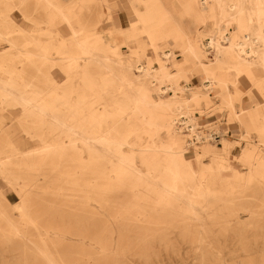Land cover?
<instances>
[{"label":"bare ground","instance_id":"6f19581e","mask_svg":"<svg viewBox=\"0 0 264 264\" xmlns=\"http://www.w3.org/2000/svg\"><path fill=\"white\" fill-rule=\"evenodd\" d=\"M15 1L20 4L16 5ZM110 2L112 0H0V74L6 75L5 79L0 78V123L2 128L6 126L3 124L5 112L12 107L18 108L20 114L12 123L14 129L20 130L19 123L41 125L22 128L29 138L39 141L38 149L26 152L5 134V128L1 131L5 140L0 142V177L16 192L21 203L13 208L19 211V219L15 220L10 204L5 203L0 194V242L7 252L12 250V244L17 245L13 251L32 252L31 256H23L21 264H34L35 260L42 264H76L68 254L71 251L64 244L66 239L69 235H91L84 228L77 232L76 224L68 231L52 223L43 225L38 220L37 209L33 207L37 201L32 196L38 188L39 177L43 176V180L50 177L42 174L46 166L54 165L53 169L59 172L55 179L65 182L69 186L65 188L68 196L84 205L79 210L87 212L93 202L101 206V213L89 214L93 218L125 220L126 213L136 212L139 218L156 220L151 224L155 227H195L189 223L160 222L170 217L173 221H196L202 228L201 220L223 216L211 207L213 203L232 201L222 196L242 193L255 184L264 186V157L256 147H241L239 159L247 167L244 172L228 164L229 154L238 151L227 140L221 153H211L206 162L202 151H193L188 156L189 152L179 144L175 122L181 99L176 95L165 98L159 93L164 83L171 85L168 86L171 91L187 92L189 89L180 87L178 80L188 79L197 65L205 80L202 94L194 91L189 97L194 101L211 98L216 93L225 94L229 82L246 81L247 77L238 75L248 74L254 80L256 88L253 90L261 105L251 111L234 112L232 116L239 117L245 126L264 129V0H183L182 13H194L195 17L197 14L202 23L211 18L217 20L211 27L207 25L204 31L193 34L183 33L178 24L172 27L164 20V13L169 11L165 0H148L151 5L146 17L141 18L149 24L157 23L149 29L143 28L141 34L149 36L151 48L157 55L156 69L149 59L137 60L140 54L136 50L128 47L129 53H122L121 48L126 45L117 44L110 36L94 34L76 38L75 25L85 29V12L100 10L99 22H103L104 17L108 21L113 19ZM104 6L107 12L102 9ZM15 9L24 13L33 27L44 26V33L22 40L18 35L26 34L20 27L1 30L2 26L9 28L13 23L9 15ZM56 20L69 31L63 42L65 47L53 55L51 29ZM230 25L236 30L230 38L223 34L218 40L216 33L213 35L210 31V28L225 30ZM32 33L28 31L27 35ZM168 38L178 43L184 56L183 61L176 62L174 76L167 68L172 53L158 52V43ZM201 39L207 40L208 48L214 49V59L209 60ZM30 44L32 46H28ZM245 45L252 47L253 60L244 56L241 49ZM249 53L247 50L246 55ZM55 65L61 66L66 77L63 83L52 74ZM188 65L191 71H185ZM230 69L235 74H230ZM154 82L162 84L160 91L154 88ZM240 94L238 86L236 95ZM222 99L224 105L232 107L230 93ZM137 158L144 167L137 165ZM61 163L63 165L59 166ZM119 190L127 191L131 199L116 208L119 200L113 194ZM111 210L116 211L114 215L110 214ZM250 214L249 218L254 217L251 210ZM28 227L33 232H28ZM158 233L153 231L152 234ZM94 241L101 246L98 253H88L83 258H96L97 264L123 263L121 256L107 254L111 246L108 247L104 239ZM203 242V239L197 240V243ZM123 245L130 246V243L124 241ZM200 250L203 252L204 246L201 245ZM30 260L34 261L30 263Z\"/></svg>","mask_w":264,"mask_h":264},{"label":"rangeland","instance_id":"374dc122","mask_svg":"<svg viewBox=\"0 0 264 264\" xmlns=\"http://www.w3.org/2000/svg\"><path fill=\"white\" fill-rule=\"evenodd\" d=\"M182 1L183 0H165L164 4L166 9H169L170 12L167 11L164 13V20L167 23L170 22L172 27L178 24L183 33L193 34L194 32L204 31L205 26L207 27V25H210L211 27L212 23L217 21L211 18L207 20V23H202L199 21L201 19H199L197 14L195 17L194 13H182ZM15 4L19 5L20 2L15 1ZM109 5L113 19L108 21L106 17H104L105 19L103 22H99L98 14L101 13L100 10L95 9V12L91 13L85 12V29L81 30L76 24L74 28L75 31H78L76 38L82 39L87 36H94V34L110 36L117 42V44L126 45L122 46V53L128 54V47L132 50H136L140 54L137 60L146 61L149 59L152 62V68L156 69L158 66L154 63V60L157 59V55L151 48L149 36L147 34H141L143 28L149 29L157 23L154 21L149 24L143 22L145 19L141 18L144 17V15L146 17V12L151 3H149L148 0H112ZM102 9L106 12L108 11L105 6ZM171 9H174L175 11L172 12ZM95 13L97 14V17ZM9 16L13 19L14 24L12 23L9 28L8 26H2L1 30H16L20 27L22 28L23 34H26V36L18 35L22 40H24L23 37H32V39H34L44 33V26L33 27L30 24L31 22L25 19V14L20 10L15 9ZM119 19L120 23L118 21ZM63 27V23L57 20L52 26L51 40L53 49L51 54L53 55L65 47L63 42L67 39L66 35L69 30ZM28 31H32L33 33L27 35ZM62 31L65 36L61 35ZM210 31H212L213 35L215 32L218 40H221L223 34L225 37L230 38L236 30L234 25H230L228 27L226 26L225 30L222 29L221 31H218L216 28L215 31L213 28H210ZM219 32L221 34H219ZM207 43L208 41L204 39H201L200 41V44L205 48L208 54L209 60H211L214 59L215 52L214 49L208 48ZM223 44L227 47L229 45L225 41ZM28 46L32 45L30 44ZM178 46V43L171 38H168V40H162L158 43V52L163 53L164 51H167L168 53H172V60L167 63V68L169 73L173 76L177 71V68L175 67L176 62H181L184 59ZM239 49V46L236 47L237 51ZM241 50L249 61L253 60L252 56H254V54L251 53L253 50L251 46H242ZM247 50H250V53L246 55ZM60 67V65H55L51 71L55 79L59 83H63L66 77ZM191 70L192 69L189 65L185 66V71ZM193 70L194 71L188 79L179 78L178 80V85L180 87L189 89L187 92L179 89L171 91L168 89V86H171L169 83H164L163 85L158 82L153 83L154 88L158 91H160V85L163 86V91L159 92L160 96L169 98L172 95H176L181 99V107L176 110L178 115L176 116L175 121L178 130L177 136L179 144L181 147L186 148L189 152L188 156L192 155L190 153L193 151L200 153L202 151L206 154V157L203 159L206 162L208 161L207 156L211 155V153H221L222 145L224 141L227 140L226 137L224 138L223 136L221 145H214L211 143L192 145L188 142V135L178 127L177 120L181 116L186 118V121L190 123L191 127L195 130L202 126L204 119H211L210 121L213 122L211 128L216 130L218 127L220 130V124L227 123L229 128L236 127L241 132V135L231 142L235 147L234 149L238 152L229 154L227 159L228 164L235 170L244 172L247 167L239 159V154L242 150L241 147H245L244 149L248 147H256L258 152H260L259 154L264 157V136L261 135V132H263L261 131L262 128L255 129L248 127L247 125L245 126L239 117L232 116L234 112H242L243 101L240 98L242 94L238 96L236 95L238 86H240L242 82L238 83L237 79L235 83L229 82V87L225 94L230 93L233 97L232 107L224 105L222 99L224 98V93H216V96L211 95V98H200L199 100L194 101L192 97L191 99L189 97L194 91H199L200 94H202L205 75L201 73L200 66L198 65ZM229 72L232 75L235 74L233 69H230ZM240 75L247 77L248 80L246 81H248L250 86L249 91L254 92L253 89L256 88L254 80H252L248 74L241 73L238 76ZM0 78L5 79L6 75L0 74ZM76 83L80 82L76 81ZM77 85L78 84H75V86ZM73 97H75V94H73ZM262 100L264 102V97ZM262 108H264V106H262ZM18 111V108L15 109L10 107L9 110L5 112L3 120V124L6 125L4 127L5 134L9 138L16 140L17 146L21 151L26 152L27 150L38 149L39 141L29 138L25 132H22V128L40 127L41 125H21V123H19L21 127L18 124L17 127L20 128V130L14 129L12 123L14 121L16 122L17 117L20 116ZM218 113L221 115L219 119L216 117ZM1 124L2 123H0V142H3L5 140V134L4 132H1L2 129H4ZM43 126L47 127L46 125ZM242 132H245L244 135H242ZM84 157H87V155ZM50 159L57 160L58 158L51 157ZM136 162L140 167L143 166L138 158ZM62 165L63 163L59 164V166ZM53 166L54 165L43 167L45 169L42 174H49L50 177L44 180L43 176L39 177L40 179L37 181L38 188L32 196V199L37 201L33 207L37 209L35 215L40 217L38 220L43 225H46V223H52L56 228L69 231L71 230L72 224H76L78 226L77 232L81 228H84L85 231L91 232V235H88L87 237L69 235L68 239H66L67 241L64 243L70 247L71 252H68V254L71 256L72 260L77 261L76 264H97L96 258L90 260H88L86 256L83 258V255L88 253H98L101 246L94 241L96 238L104 239L106 241L105 244L108 247L111 246V249L107 254L110 257L121 256L123 258L122 264H264V204L262 203L264 200V186L255 184L242 193L237 191L236 194L222 196L221 198L232 199V201L227 203H213L211 207L215 209L218 215L223 214V216L201 220L200 223L203 225L202 228L197 225L196 221L186 219H176L173 221L170 217H165V219L160 220V222H182L193 224L195 227H155L151 224L156 222V220L139 218L136 212L126 213L128 218L125 220H114L111 218L107 221L103 216H100V218H93L89 214L97 215L102 212L101 206L95 202L91 203L87 212L79 210L78 208H82L84 205L68 196V191H66L65 188H68L69 186L62 180L55 179L54 176L59 174V172L54 170ZM61 188L64 190H61ZM44 190L46 193H40ZM0 194L3 196L4 202L10 204L13 218L18 220L19 211L13 208L19 206L21 201L16 192L11 190L1 177ZM113 195L114 198L119 200V205H116V208L121 207L122 202H128L131 199V195L127 191L119 190ZM245 208L248 210H244ZM250 210L253 212L254 217H248L251 215ZM115 212V210H111L110 214L114 215ZM147 214L148 213H146V215ZM105 215H107V213ZM135 216H137V218H135ZM116 223L119 224L118 227L115 226ZM26 230L28 232H33L31 227L26 228ZM153 231H158L159 233L153 235ZM186 231L198 232L200 234L189 235L184 233ZM107 232H110L111 234L105 235ZM96 233H100V236H95ZM1 239L0 236V240ZM200 239L204 240V244L197 243V240ZM124 241L130 243V246H124ZM201 245L204 246L205 249L203 252L200 250ZM2 246L3 244L0 242V264H21L24 262V255H32L31 251H13V248L17 246H15V244H12V247L10 248L12 250L9 252L4 251ZM170 249H174L175 251L171 252ZM33 261L34 260H30L29 262L32 263ZM33 263L42 264L40 260H35ZM103 264H105V262H103Z\"/></svg>","mask_w":264,"mask_h":264},{"label":"built area","instance_id":"2783aa9c","mask_svg":"<svg viewBox=\"0 0 264 264\" xmlns=\"http://www.w3.org/2000/svg\"><path fill=\"white\" fill-rule=\"evenodd\" d=\"M211 119H204L202 122V126L199 129H194L191 127V124L186 121V118L180 117L177 120V125L186 133L189 137V143L192 145H199L202 143H211L214 145H221V141L223 136L225 135L218 129L211 128L212 121ZM196 132V133H194ZM225 138V136H224Z\"/></svg>","mask_w":264,"mask_h":264},{"label":"crops","instance_id":"0c3cea01","mask_svg":"<svg viewBox=\"0 0 264 264\" xmlns=\"http://www.w3.org/2000/svg\"><path fill=\"white\" fill-rule=\"evenodd\" d=\"M118 21L120 23V19ZM249 88H250V86H249L248 82L243 80L241 85H240L241 94H242V96L240 98L243 101L242 102V110L243 111H251L255 107L261 105L260 98L257 95V93H255L253 91H249ZM220 116L221 115L218 113V115H216L217 119H219ZM212 124H213V122H212ZM219 126H220V131L225 134L224 136L230 142L236 140L241 135L240 130L236 127H230L229 128V126L226 123H224V124L222 123Z\"/></svg>","mask_w":264,"mask_h":264}]
</instances>
